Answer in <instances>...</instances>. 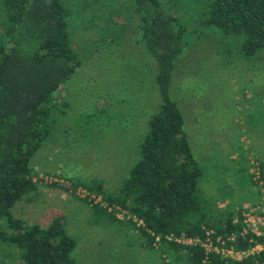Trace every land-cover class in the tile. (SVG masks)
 <instances>
[{
	"label": "trees",
	"instance_id": "1",
	"mask_svg": "<svg viewBox=\"0 0 264 264\" xmlns=\"http://www.w3.org/2000/svg\"><path fill=\"white\" fill-rule=\"evenodd\" d=\"M113 1L0 0V251H14L18 264H83L72 254L75 240L62 215L46 224H26L13 211L37 192L30 161L48 136L61 94L80 65L68 25L77 20L92 28L100 19L102 25L113 26V15L131 14L138 20L142 50L154 63L156 109L146 120L134 161L116 190L103 189L99 179L70 180L71 190L83 187L86 195L81 200L90 202L94 215L111 217L114 210H122L134 217L127 222L144 244L150 249L156 245L165 256L176 253V264H205L204 251L198 244L167 240L168 235L198 240L208 236L217 246L215 238L220 237L225 248L239 252L264 242V223L259 235L240 234V212L233 211L239 200L229 194V207L217 211L201 197V166L171 96L176 62L205 33L215 35L217 44L234 41V49L246 58L264 55V0H123L121 7ZM257 168V190H251V179L243 173L239 183L244 194L248 190L252 200L256 197L252 204L261 197L264 202V161L260 159ZM231 234L233 240H225ZM219 263L264 264V249L238 260H222L210 251L207 264Z\"/></svg>",
	"mask_w": 264,
	"mask_h": 264
},
{
	"label": "rangeland",
	"instance_id": "2",
	"mask_svg": "<svg viewBox=\"0 0 264 264\" xmlns=\"http://www.w3.org/2000/svg\"><path fill=\"white\" fill-rule=\"evenodd\" d=\"M121 1L113 2L121 7ZM113 18V26L102 25L100 19L92 28L77 20L68 25L80 65L52 112L48 136L30 161L37 192L13 213L26 224H46L62 215L75 240L72 254L83 264H176V253L165 256L156 245L150 249L144 244L127 222L135 218L125 211L114 210L111 217L94 215L90 202L81 200L83 194L44 182L46 176L70 186V180L99 179L103 189L116 190L134 161L146 120L156 109L154 63L139 42L137 17ZM205 35L176 62L171 96L201 166V197L217 211L229 207L232 197L239 200L233 211L240 212L256 198L252 200L248 190L243 193L241 174L249 176L251 190H257L254 170L260 159L264 161V55L246 58L234 49V41L222 43L224 47L215 35ZM6 251H0V264H18L14 251Z\"/></svg>",
	"mask_w": 264,
	"mask_h": 264
},
{
	"label": "built area",
	"instance_id": "3",
	"mask_svg": "<svg viewBox=\"0 0 264 264\" xmlns=\"http://www.w3.org/2000/svg\"><path fill=\"white\" fill-rule=\"evenodd\" d=\"M51 181L59 183L60 185H64L68 191H71V189H72L70 185H68L65 181H63V179L49 178V176L44 177V182L51 183ZM254 181H257L258 184L261 183L259 180V170L257 167H255V170H254ZM77 188L74 189V192L78 195L83 194V197H84L86 195L85 191L80 187H77ZM219 206H222V204L221 205L219 204ZM240 216H241L240 222L242 224L240 234L243 235L247 232H251L255 235H259L261 233V227L263 226V223H264L263 197H261L260 200L254 204L244 205L242 207V209L240 210ZM236 220H237V217H235L233 219V222H236ZM139 223L140 222L137 221V225ZM166 239L167 240H173V241L180 243V244L181 243L187 244V245L198 244L199 246L202 247V249L204 251V258H203L202 262L204 261L205 264H207L208 253L210 251L211 252L214 251V253H216L218 255V258H220L222 260L226 259V258L238 260L247 253H252L254 251L264 249V242H262L260 244L259 243L254 244V246L252 248L250 247L249 250H247L246 252L235 251L231 247L225 248L224 247L225 241L222 238L220 239V237L215 238V241L219 244V246L215 245V243H212L211 239L208 236L206 238H204L203 240H200V239L198 240L196 237L191 238V237H187V236H183V235L173 237L172 235H168V236H166ZM228 239L233 240V234H231L229 237L225 238V240H228ZM155 241H157V238H155ZM219 264H221V263H219Z\"/></svg>",
	"mask_w": 264,
	"mask_h": 264
}]
</instances>
